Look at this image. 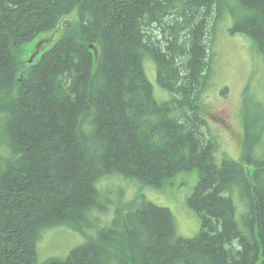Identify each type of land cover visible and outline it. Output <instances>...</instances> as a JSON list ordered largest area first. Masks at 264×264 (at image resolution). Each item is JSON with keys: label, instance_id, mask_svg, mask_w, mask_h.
Listing matches in <instances>:
<instances>
[{"label": "trees", "instance_id": "trees-1", "mask_svg": "<svg viewBox=\"0 0 264 264\" xmlns=\"http://www.w3.org/2000/svg\"><path fill=\"white\" fill-rule=\"evenodd\" d=\"M235 1L236 16L228 0H0V264H264V160L253 148L264 104L244 91L240 161L217 162L205 118L217 21L229 14L231 32L264 54V0ZM61 29L25 65L20 47ZM145 58L167 101L154 97ZM190 170L194 236H178L170 209L143 196L97 229L104 177L160 187ZM234 192L248 207L241 224ZM58 226L94 235L38 262L40 237Z\"/></svg>", "mask_w": 264, "mask_h": 264}, {"label": "rangeland", "instance_id": "rangeland-1", "mask_svg": "<svg viewBox=\"0 0 264 264\" xmlns=\"http://www.w3.org/2000/svg\"><path fill=\"white\" fill-rule=\"evenodd\" d=\"M228 3L235 16L242 13L235 0H228ZM67 19L75 25L77 22L76 11L74 10L67 16ZM232 25V17L226 14L223 19L217 21L215 29L211 31L209 37L212 77L203 98L206 103L204 107H207L205 117L207 128L218 141V149L215 152L217 162L222 158L240 161L243 132L240 105L244 91L246 90L248 96L264 104V54L256 51L253 41L245 34L232 33L230 30ZM63 34L62 29L54 33L49 31L40 33L20 47L22 48L19 52L20 59L27 65L36 47L40 48L37 54L39 57ZM152 62L145 60L146 77L152 85L154 97L159 102L167 101L171 98L172 93L158 85L155 65ZM261 108V105L255 107L252 115L258 116ZM253 148L255 156L259 160H264V133L259 145ZM253 167L250 165L245 169L251 172ZM197 178L196 170L180 171L162 186L154 187L135 178L115 175L104 177L99 182L98 189L100 201L106 209L92 213L102 225L97 229L103 227V224L113 218L116 207H122L125 202L143 196L156 205L170 209L174 216L178 236H194L200 229V218L188 206L187 200L194 190ZM233 201L237 207L236 220L241 224V217L248 207L237 192L233 194ZM97 219H92L95 225ZM83 231L82 235L64 226L53 227L52 230L45 231L37 243V261L43 262L53 257L62 258L73 247L84 242L85 235H94L92 230Z\"/></svg>", "mask_w": 264, "mask_h": 264}, {"label": "water", "instance_id": "water-1", "mask_svg": "<svg viewBox=\"0 0 264 264\" xmlns=\"http://www.w3.org/2000/svg\"><path fill=\"white\" fill-rule=\"evenodd\" d=\"M38 51H39V47H36L35 52L33 53L32 57L28 61L31 62L33 60V58L35 57V55L37 54Z\"/></svg>", "mask_w": 264, "mask_h": 264}, {"label": "bare ground", "instance_id": "bare-ground-1", "mask_svg": "<svg viewBox=\"0 0 264 264\" xmlns=\"http://www.w3.org/2000/svg\"><path fill=\"white\" fill-rule=\"evenodd\" d=\"M148 60V61H151L152 62V60L151 59H149V58H145L144 60H143V66H144V63H145V60ZM153 63V62H152ZM154 64V63H153ZM155 65V64H154ZM156 69V68H155ZM146 75V74H145ZM157 78V77H156ZM162 186V185H161Z\"/></svg>", "mask_w": 264, "mask_h": 264}]
</instances>
